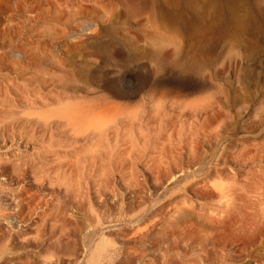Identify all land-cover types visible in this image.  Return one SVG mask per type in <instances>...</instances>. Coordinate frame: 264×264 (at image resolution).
<instances>
[{
	"label": "rangeland",
	"instance_id": "1",
	"mask_svg": "<svg viewBox=\"0 0 264 264\" xmlns=\"http://www.w3.org/2000/svg\"><path fill=\"white\" fill-rule=\"evenodd\" d=\"M228 178L261 198L264 0H0L10 264H227L187 234Z\"/></svg>",
	"mask_w": 264,
	"mask_h": 264
},
{
	"label": "bare ground",
	"instance_id": "2",
	"mask_svg": "<svg viewBox=\"0 0 264 264\" xmlns=\"http://www.w3.org/2000/svg\"><path fill=\"white\" fill-rule=\"evenodd\" d=\"M185 4L191 5L189 2H185ZM201 8L202 11L199 16L208 13L212 22H214L212 25V31L214 32L218 29V22L222 16V12L218 8L207 7L205 5ZM228 10L229 15H233V10ZM194 22H197V17H194L191 24ZM62 112L68 119L78 122L90 117L89 115L93 113V107L87 104L81 106L73 105ZM100 123L103 124L101 121ZM245 184L241 181H236V178H228L226 183L216 185V189L213 192H215L217 201L208 211H204L203 209L200 212L198 217L200 226L194 227V230L189 231L187 235H196L193 234L194 231L196 232L198 229H201L205 234V241L210 242L214 250H228L230 256L226 262L227 264H264V207L260 209L255 208V206H260L261 202L264 201V185L261 188V198L258 196L255 202L253 196H249L253 194L252 190L247 189L244 191L239 189L241 187L249 188ZM243 204L247 205L249 209H242ZM26 223L29 227L33 225L31 222ZM1 229L0 237L4 236ZM22 246V244L8 243L6 245L0 243V264H10L7 255L10 254L11 250L24 249ZM19 257L23 258V264H39L35 261L33 263L30 262L26 256ZM41 264H46V262Z\"/></svg>",
	"mask_w": 264,
	"mask_h": 264
}]
</instances>
